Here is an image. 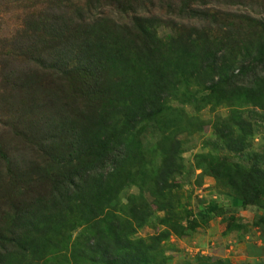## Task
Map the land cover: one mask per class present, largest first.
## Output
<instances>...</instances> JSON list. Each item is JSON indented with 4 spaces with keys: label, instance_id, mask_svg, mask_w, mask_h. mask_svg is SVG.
Instances as JSON below:
<instances>
[{
    "label": "trees",
    "instance_id": "obj_1",
    "mask_svg": "<svg viewBox=\"0 0 264 264\" xmlns=\"http://www.w3.org/2000/svg\"><path fill=\"white\" fill-rule=\"evenodd\" d=\"M0 5L18 18L0 44V101L17 113L0 138V264H165L161 243L187 229L171 193L179 136L203 125L186 106L227 110L209 151L194 156L199 178L210 176L243 206L261 204L264 152L250 140L264 127V0ZM160 28L174 36L165 40ZM146 124L157 130L154 142L130 141ZM132 187L138 193L123 201ZM157 225V234L135 237Z\"/></svg>",
    "mask_w": 264,
    "mask_h": 264
},
{
    "label": "rangeland",
    "instance_id": "obj_2",
    "mask_svg": "<svg viewBox=\"0 0 264 264\" xmlns=\"http://www.w3.org/2000/svg\"><path fill=\"white\" fill-rule=\"evenodd\" d=\"M234 8L236 9L232 10H239V12L246 9L238 6ZM17 19V13L11 9V6L0 5V44L13 34L17 27ZM158 32L159 36L165 40L174 36V33L167 28H160ZM259 73L264 76V67L259 69ZM2 89L0 76V92ZM5 105L4 101H0V138L4 133L10 134L7 121H14L13 114L16 113L14 110L5 109ZM185 111L186 117H191L196 124L203 125L191 136L185 133L179 136V139L184 142V149L177 162L179 174L175 181L178 184H173L171 193L178 200L176 208L179 218L187 229L183 236L177 237L171 234L161 243L162 261L165 264H187L201 257L206 264H264V200L260 205L243 206L240 197L217 186L210 176L203 175L199 178L202 172L196 167L194 161L196 154L209 151L206 143L215 140L212 128L214 124L220 123L227 110L223 107L214 109L206 107L196 111L186 106ZM152 126V124H146L143 128L136 130L134 134L132 133L130 141L137 142L136 140L139 139L145 147L151 145L157 136V130ZM12 145L16 147L18 144L13 141ZM10 146L11 142L4 145L5 148ZM210 147L212 149V146ZM250 147L254 152H264V127L251 138ZM221 153L234 161L235 157L232 155ZM155 160L158 162L157 157ZM137 193L138 190L135 187L127 189L124 192L123 201L127 196ZM211 202L218 206L217 210L211 214L204 213L203 208ZM151 208L155 216L159 218L163 216L160 206L151 205ZM157 226L144 227L135 237L146 238L155 235L163 229V226ZM26 264H59V262L55 257L47 258L46 261L31 257Z\"/></svg>",
    "mask_w": 264,
    "mask_h": 264
}]
</instances>
